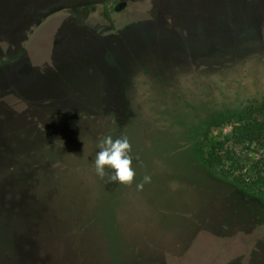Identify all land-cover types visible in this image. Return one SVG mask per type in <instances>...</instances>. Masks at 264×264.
Instances as JSON below:
<instances>
[{
    "label": "rangeland",
    "instance_id": "obj_1",
    "mask_svg": "<svg viewBox=\"0 0 264 264\" xmlns=\"http://www.w3.org/2000/svg\"><path fill=\"white\" fill-rule=\"evenodd\" d=\"M171 1L29 0L37 10L25 41L58 16L71 18L73 31L44 25L26 51L22 42L13 51L0 46V159L7 164L0 171L17 164L23 177L8 176L0 195L46 226L38 243L24 241L31 257L116 264L120 253L125 264H264V118L242 113L264 100V6L250 7V18L245 8L262 0H189L194 24ZM158 9L176 18L174 31H160ZM132 16L170 42L124 22ZM115 24L125 36L102 30ZM58 32L57 47L47 46ZM41 49L43 66L12 82L7 62L33 63ZM105 135L129 138L131 186L96 174ZM193 153L210 159L208 171L226 181L215 184L225 192L210 194L188 176L199 171H186ZM145 175L151 182L138 190ZM39 189L43 195H33ZM6 234L0 224L1 251Z\"/></svg>",
    "mask_w": 264,
    "mask_h": 264
},
{
    "label": "trees",
    "instance_id": "obj_2",
    "mask_svg": "<svg viewBox=\"0 0 264 264\" xmlns=\"http://www.w3.org/2000/svg\"><path fill=\"white\" fill-rule=\"evenodd\" d=\"M242 113H245L248 116L255 115L259 119L261 118L263 119L264 118V100L253 99L252 101L248 103V105L246 106L245 110ZM261 124L262 123H259L257 127V133H259V135L262 134ZM246 133H248V131L244 132V134ZM248 136L252 137V134L250 133ZM192 156L194 157V159L192 158L190 159L189 164L186 167V171H189L191 166H196L197 168H199V171L195 172L194 170V171L188 172L189 173L188 176L197 182L198 181L204 182L206 187L212 189V190H209L210 194L215 193L216 195H219L220 193L225 192L226 187L229 186L226 183V181H224L223 179L221 180L217 179L215 176H213V174H211V172L209 173L208 171L210 168L209 166L206 165V163L208 164V162H210L208 160L210 159L205 160L203 161L204 163H202L200 159L197 157V155L193 153ZM16 165L17 164L11 167H7L6 169L3 170V172L0 171V192L8 176L11 175L12 176L11 180H13L14 182L22 181L23 177L20 174H18L17 171H15L17 167ZM3 166H7V164H5L0 159V167H3ZM6 171H12V172L8 174V173H5ZM218 183H221L222 186H226V187H224L223 189H220L219 187L215 186V184H218ZM39 190H35V192H33L34 193L33 195H35L37 192L38 193L40 192V194L43 195V191L42 190L39 191ZM113 196L115 195L113 194ZM36 200L40 203H43L42 205L40 204L41 207H43L44 204L47 205V202H45L42 199V197L39 195L37 196ZM4 201L5 200L0 195V224L1 225L5 224V227L8 232V234L4 235L3 237L5 239L4 241L7 242L8 244L7 246H3L4 249L2 251L0 250V264H62L60 263V260L59 262L53 261V263H50L51 260L54 258L48 259L47 255L41 252H39L38 256L31 257L30 255L31 252L29 249L30 247H27V245L26 247H24L23 246L25 243L24 241L26 242L32 241V242L38 243L37 241L39 240V238H41L42 235L45 234L44 231L46 230L45 229L46 226L42 225V222H41L42 220L40 218L38 219V215H35L31 212L32 214L31 219H28L22 210H19V209L13 210L8 205H6ZM109 210H111L112 212L114 211L113 204ZM105 216L106 214L102 215L100 218L102 220L104 219L103 221L106 222L108 219ZM113 230H115V232L120 231L119 225L118 224L117 226L115 225V227H113ZM117 236L120 237L122 236V234L117 235ZM115 254L117 256L116 264H125L118 257L120 253H115ZM143 262H145V260H142L139 263L143 264Z\"/></svg>",
    "mask_w": 264,
    "mask_h": 264
},
{
    "label": "water",
    "instance_id": "obj_3",
    "mask_svg": "<svg viewBox=\"0 0 264 264\" xmlns=\"http://www.w3.org/2000/svg\"><path fill=\"white\" fill-rule=\"evenodd\" d=\"M175 1L177 3L178 10H181V11L186 13L187 20H188L187 23L194 24L192 16L190 15L189 11L191 9H196V7L191 6L190 5L191 1H189V0H175ZM29 3H30L29 0H0V46L3 47L4 49H6V50L8 49L9 51L10 50L13 51L14 46L22 42L25 44L24 46L26 48L25 49V51H26L30 39L33 38V36L37 35L39 33L38 31H40V29L43 28L44 25L51 26L52 31H60L59 22H60V20H62L61 17H63V16H58V18H60L58 20V22H55V20L57 18L56 17L55 19L50 20L49 23H46V24L44 23L43 25L38 26L35 30L31 31L32 32L31 35L25 41V34L24 33L28 31V27L30 26L29 25V20H30L29 16L32 14L31 12L37 10V8H34ZM210 5H211L210 1L205 3L206 8L209 7ZM221 5H223L222 2H221ZM263 6H264V0H262V2H260V3H256V5L250 4L248 7H245V8H249L252 11V14L250 13L251 11L249 10L250 16L248 14H246V16H249V18L252 17L254 15V13L258 12L259 8L263 9ZM201 7L203 8L204 4L200 5L199 9ZM250 7H252L253 9L256 8L257 11L253 12V10ZM158 18L162 24V25H160V23L158 24L159 28L161 26L169 27V25H166V22L168 23L169 16L159 15ZM141 19L143 20V18H140V17L137 18V17L132 16L131 18L127 17V21L125 20L124 22H128V23L132 24L133 26H135L136 29L143 31V32H146L151 39L156 38L155 35H157L158 36L157 38L160 39V42H161V40H166V41L170 42L169 40H167L168 37L166 36L165 33L164 34H160V33L158 34L157 33V32L162 31V28H160V31H156L155 26L152 23L148 24V26H144L145 24H142ZM124 22H122L121 24H123ZM86 23L88 24V22H86ZM94 25L101 27L98 24H94ZM194 27H195V25H194ZM159 28H158V30H159ZM103 29H105V28H103ZM194 31H196V30L194 29ZM218 32H219V30L217 29V33ZM240 32H241L240 30L236 31V37H237V34ZM122 33L125 36V33L124 32H122ZM240 36H242L241 33H240ZM243 37L247 38L246 35H244ZM59 40H60L59 32L58 33H51L50 39H49V41L51 43L48 44L47 46L54 47L57 44V41H59ZM55 47H57V46H55ZM180 48H183V47L180 46ZM24 53H22V54H24ZM44 54H45L44 49L39 50L37 53V55H38L37 60H35L33 63H30V61H29L24 66L18 65V67H17L16 64L12 62V60H9L7 62V64L12 66L11 69L8 71L11 81L15 82L23 74H25V72L28 71V69L40 66L42 63L46 62V61H44ZM59 59H61V57L56 59L55 61H57ZM7 64H6V67H7ZM41 66H43V65H41Z\"/></svg>",
    "mask_w": 264,
    "mask_h": 264
},
{
    "label": "clouds",
    "instance_id": "obj_4",
    "mask_svg": "<svg viewBox=\"0 0 264 264\" xmlns=\"http://www.w3.org/2000/svg\"><path fill=\"white\" fill-rule=\"evenodd\" d=\"M99 151L96 154L94 165L96 174L109 183H119L131 186L135 180L136 172L133 168L132 146L127 136L113 138L105 135L98 143ZM110 169L111 172L106 171ZM151 177L145 175L143 182L137 184V189L142 190L145 183H150Z\"/></svg>",
    "mask_w": 264,
    "mask_h": 264
},
{
    "label": "flooded vegetation",
    "instance_id": "obj_5",
    "mask_svg": "<svg viewBox=\"0 0 264 264\" xmlns=\"http://www.w3.org/2000/svg\"><path fill=\"white\" fill-rule=\"evenodd\" d=\"M174 1V2H173ZM222 3H224V0H220ZM171 5H173L174 6V10H175V7H177V3H176V1L175 0H172L171 1ZM111 11L113 12V13H116V12H118L119 11V6H111ZM164 14V16H169L167 13H164V12H162L161 11V9H158L157 10V13H156V15H157V17L159 16V15H163ZM177 13H176V11H173V15H176ZM177 16V15H176ZM69 20V21H68ZM74 20H75V22L76 21H78V19H77V16H74ZM172 22V23H171ZM72 23H73V21L71 20V18H68V19H62V20H60V22H59V28H60V32H62V31H69V32H72L73 31V29H70L69 28V26H72ZM166 25H169V27H170V29L171 30H175L176 29V27H178V24L176 23V18H175V20H171V21H169L168 20V23L166 22ZM118 26H120V24H115V26L113 27H110L109 25L105 28V29H103L106 33H108V32H112V36H114V33H116V34H123L122 32H121V29L118 27ZM73 27V26H72ZM155 30L156 31H159L158 30V28L156 29L155 28ZM156 37H158L157 35H155ZM69 41H71L72 42V40L70 39ZM185 45H188V44H186V42H185Z\"/></svg>",
    "mask_w": 264,
    "mask_h": 264
}]
</instances>
